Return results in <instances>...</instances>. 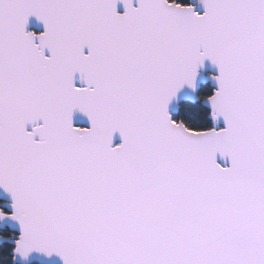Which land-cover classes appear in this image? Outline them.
Segmentation results:
<instances>
[{"label": "snow or ice", "instance_id": "snow-or-ice-1", "mask_svg": "<svg viewBox=\"0 0 264 264\" xmlns=\"http://www.w3.org/2000/svg\"><path fill=\"white\" fill-rule=\"evenodd\" d=\"M0 193V264H264V0H0Z\"/></svg>", "mask_w": 264, "mask_h": 264}, {"label": "water", "instance_id": "water-1", "mask_svg": "<svg viewBox=\"0 0 264 264\" xmlns=\"http://www.w3.org/2000/svg\"><path fill=\"white\" fill-rule=\"evenodd\" d=\"M119 10H120V11H123V8L120 7ZM29 28H30V29H33V30H41L40 27L37 25V23H36V21H35L34 19H32V20L30 21ZM207 71H208V72H211V71H213V69L209 66V67L207 68ZM203 78H204V75L202 74V79H203ZM76 123H77V125H81V124H83L84 122H83L82 120H79V119H78V120L76 121ZM0 197H3V194H2V193H0Z\"/></svg>", "mask_w": 264, "mask_h": 264}]
</instances>
